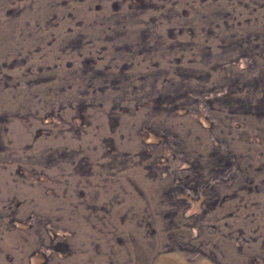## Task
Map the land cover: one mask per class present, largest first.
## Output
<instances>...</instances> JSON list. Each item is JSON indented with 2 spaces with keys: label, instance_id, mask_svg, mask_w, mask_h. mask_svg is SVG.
Instances as JSON below:
<instances>
[{
  "label": "rangeland",
  "instance_id": "1",
  "mask_svg": "<svg viewBox=\"0 0 264 264\" xmlns=\"http://www.w3.org/2000/svg\"><path fill=\"white\" fill-rule=\"evenodd\" d=\"M0 264H264V0H0Z\"/></svg>",
  "mask_w": 264,
  "mask_h": 264
}]
</instances>
